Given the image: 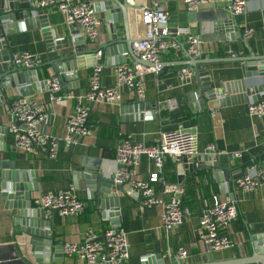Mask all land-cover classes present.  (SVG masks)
<instances>
[{
    "label": "crops",
    "instance_id": "obj_1",
    "mask_svg": "<svg viewBox=\"0 0 264 264\" xmlns=\"http://www.w3.org/2000/svg\"><path fill=\"white\" fill-rule=\"evenodd\" d=\"M73 1L91 3L101 20L98 41L89 43L90 48L96 49L106 45L110 40L111 30L115 27L103 7L110 0ZM155 1H159L161 7L169 12L172 29L189 27L203 39L200 59L218 60L264 55V0H245L246 12L235 19L227 14L223 5H209L200 12L190 13L186 10L184 0H134V5L139 8L129 11V21L132 36L136 41L145 34L141 9L151 6ZM96 5H101L102 12L96 10ZM43 17L57 38L67 37L69 25L62 13L54 8L43 12ZM228 18L231 20L225 21ZM32 19L35 20H32L31 24V20H18L20 28L8 35V42L13 54L27 51L43 57L44 62L38 68L40 82L37 85H25L24 88L29 89V95L25 97L37 102L48 115L42 125V131L61 138L65 135L68 120L74 114L75 101L67 100L59 105L51 102L48 81L59 74L57 68L50 65L52 58H49L50 53L39 16H32ZM116 29L122 38L123 25L116 24ZM225 29L234 30L226 34ZM245 29H253L255 33L248 41L238 34L239 30L243 33ZM184 48H187L186 45ZM184 48L179 52L166 53L162 57L164 70L159 75L148 74L145 77L144 99H137L124 87L121 89L119 103L95 105L89 118L92 135L82 137L79 144L73 147L61 144L56 158L47 154L32 155L22 152L16 148L12 135L1 133L11 122L10 105L14 99L22 96L16 89L7 91L11 99L10 105L0 106V176L2 172L11 173L12 165L17 171L34 174L33 181H36L38 187L37 191L30 194L34 210L41 209L34 203L42 195L66 191L71 186L74 187L78 199L86 206L84 212L78 216L55 215L51 230L57 244L82 243L89 231L102 236L104 231L114 227L115 219L128 233L130 259L125 264H145V260L158 255L162 256L164 264H211L253 257L257 258L256 263L248 264L264 262V253L258 250L264 249V185L253 192H243L236 185L241 177V170L245 174L250 164H260L264 161V117L249 116L251 98L245 102H233L230 106L219 104L222 97L215 101L205 99V107L202 108L198 96L201 81L195 75L192 80L183 83L179 77L184 68L180 64L188 57ZM73 52V48L60 51L64 55ZM101 52L102 57L98 59L96 56L95 59H101L104 65L103 85L111 87L115 84L116 66H109L104 50ZM132 62L128 57V64ZM204 69L210 73V85L216 91L226 83L246 79V67L241 62L208 64ZM73 70L74 67H71L69 74L74 73ZM92 70L93 66L78 69L77 81L68 79L61 93L67 95L71 92L75 96L85 94L90 86ZM258 80L264 82V78ZM168 99L176 101L175 109H162L164 101ZM178 128L197 133L198 154L187 164L184 171L179 170L183 159L176 162L167 158L161 175L163 180L155 189L158 197L165 200L162 193L165 184L182 185L185 189L184 206L191 210L192 217L167 234L162 224L163 205L145 208L141 195L130 187L123 186L124 191L115 193L118 197V207L115 208L118 216L103 218L102 211L97 209V203L91 200L86 181L78 177L79 173L100 171L106 178L111 179L118 168L117 150L124 137L131 135L135 141L151 146L159 143L162 133ZM211 144L221 152L217 162L223 170L217 171V175L213 174V168L206 166L207 156L215 158L212 154L208 155L207 147ZM237 152L243 153L241 159L231 157ZM213 160L215 162V159ZM227 169H232V172L227 173ZM154 171L153 162L147 157H142L136 179L147 181ZM214 196L223 202H234L238 209L237 220L224 231L233 246L222 252H213L200 239V217L205 209L212 206ZM7 205L0 181V264H44L35 260L33 238L21 231V227L16 224V211L9 209ZM182 248L189 254L186 260L178 261L168 257V250L176 253ZM54 255L55 252L53 259ZM53 264L78 263L64 258L63 262ZM151 264H161V260Z\"/></svg>",
    "mask_w": 264,
    "mask_h": 264
},
{
    "label": "built area",
    "instance_id": "obj_2",
    "mask_svg": "<svg viewBox=\"0 0 264 264\" xmlns=\"http://www.w3.org/2000/svg\"><path fill=\"white\" fill-rule=\"evenodd\" d=\"M134 4V0H127ZM186 10L197 13L209 5H223L227 14L235 19L246 12L245 0H184ZM37 11L32 12L33 17L39 11L46 12L57 9L66 18L69 26L77 25L87 37L89 43H96L99 38L101 20L93 5L88 2L75 3L73 0H39L34 4ZM141 22L144 27V37L134 43V51L140 61L145 64H123L114 68L115 84L106 87L102 82L104 65L95 63L90 78V86L87 92L81 96L73 93L63 95L61 79L59 76L48 81V91L53 104H62L67 100L75 101L73 116L66 124V132L63 137L46 134L42 131V125L48 118L43 109L27 97L19 96L10 105L11 122L8 127L9 134L13 136L18 150L27 154H47L56 158L61 144L73 147L79 144L82 137L92 135L89 124L92 109L97 104L115 105L121 100V89L128 88L137 99H144L145 77L148 74L159 75L164 70L162 57L169 52H179L184 45L187 56L200 59L203 39L194 34L189 27L171 28L170 14L164 10L159 1L151 6L141 9ZM253 29H245L243 38L250 40L254 37ZM103 53L99 51L96 56L101 58ZM95 56V57H96ZM101 60V59H100ZM15 66L25 70H36L42 66L44 59L30 52H16L12 56ZM195 76L193 69L184 67L180 74V80L186 83ZM177 106L176 101L168 99L164 101L163 110H173ZM250 117H264V100L252 103L248 107ZM207 151L218 158L221 152L213 144L207 147ZM198 154V135L194 131L178 128L164 132L159 143L147 146L137 142L131 135L124 137L117 150V165L112 179L116 185L128 186L132 191H138L142 197L143 207L151 209L156 205H163L162 224L167 234L182 226L192 217V212L184 206L185 189L180 184H165L163 195L165 200L158 197L156 185L163 179L165 160L180 161L184 156L193 157ZM142 157H147L153 162L155 171L150 174L147 181L136 179ZM233 159H241L243 153L237 152L231 155ZM237 188L243 192H253L264 185V161L260 164L252 163L247 167V172L237 180ZM35 206L45 211L47 220L55 213L60 217L78 216L85 210V204L81 202L73 186L66 191L50 192L35 200ZM238 218V209L234 202L221 201L214 196L212 206L205 209L200 217V239L210 247L213 252H222L230 249L233 242L224 235L231 223ZM125 229L111 227L100 236L89 231L82 243H65L63 245L64 258L78 264H125L130 259V243ZM104 237V238H102ZM170 259L178 261L189 257L185 249H179L176 253L168 250Z\"/></svg>",
    "mask_w": 264,
    "mask_h": 264
},
{
    "label": "water",
    "instance_id": "obj_3",
    "mask_svg": "<svg viewBox=\"0 0 264 264\" xmlns=\"http://www.w3.org/2000/svg\"><path fill=\"white\" fill-rule=\"evenodd\" d=\"M38 1L39 0H0V106L10 105L11 99L8 97V90L16 89L25 97L29 95V89L24 88V86L32 83L37 85L38 82H40L38 78V69L25 70L13 64V53L10 50L8 42V35L13 34L15 30L18 31L20 28V26H18V20H28L29 22L31 20L30 24L33 23L32 20L35 19H32V12L37 11L34 4ZM103 7L109 21L115 24V27L111 30L109 42L96 49L90 48L87 37L77 25L69 26L67 37L57 38L56 34L52 33L48 22H46V18L43 17V12H38L42 33L50 53L49 58H52L50 65L57 68L62 87L65 86V82L68 79L77 81L79 77L77 73L78 69L89 68L90 66H94L96 62H102V60L96 61L95 59L96 54L101 50H104V55L105 58L108 59L109 66L128 64V57L132 59V64H145L140 61L134 51L133 46L136 40L132 36L129 21V11L138 9L139 7L128 3L127 0H110V2ZM95 8L98 12H102L101 5H96ZM228 20L231 19L228 18L225 21ZM118 23L123 25L124 36L122 38L119 37L118 30L116 29V24ZM232 30L234 29H225L224 31L227 34V32L230 33ZM238 34L242 38L243 33H241L240 30ZM228 37H230V35ZM69 48H73L74 52L70 54L66 53L65 55L60 53V51ZM225 62L244 63L247 71L246 79L237 81L236 83H226L223 88L216 91L211 88L209 79L210 73L204 69V66ZM180 65L193 69L197 79L201 81V90L198 96L202 108L205 107V99H208V101H215L218 97H222L219 101L221 106H230L233 102L235 103L238 101L245 102V100H249L250 98L252 99V103H258L264 100V82L258 80L264 78V55L259 57L250 55L218 60L194 59L188 56L187 60L183 61ZM71 67H74L72 71L74 73L69 74ZM157 108L160 110L159 105H157ZM1 133L8 135V128H4ZM209 154L211 153H208V155ZM195 158V156H184L182 158L184 166H180L179 170L184 171L187 164H190V161ZM213 159H215V162H213ZM205 160L207 162L206 166L214 169V175H217V171L223 170V167L217 162L218 160L216 157L212 158V156H207ZM6 169H8V167ZM10 171L12 172L1 173L0 181L2 195L7 199V206L9 209L16 211L15 216L18 219L15 220L16 224L21 227V231L33 238L32 245L34 248L33 256L35 260L38 263L44 264L63 262V244H57L54 241L51 230L55 221V213L50 220H47L43 209L38 211L34 210L32 207L30 194L38 190L36 181H33L34 174L17 171L14 165L11 166ZM226 172L231 173L232 169H227ZM79 174L80 175L77 176L86 181L91 200L97 203V209L102 211V217L113 218L118 216V213L115 212V208L117 209L118 207V197L115 193L124 191L123 186L116 185L112 178H106L100 171H86ZM243 175L244 172L241 170V176ZM136 193L139 194L138 191H136ZM113 226L117 228L121 227L120 223L115 219L113 221ZM254 241H256L255 238ZM258 250L264 253V249ZM54 252L55 255L53 259ZM157 260H161V264L165 262L162 256L158 255L152 259L145 260V264H151ZM256 260L257 258L253 257L245 260H231L211 264H248L256 263ZM260 263L264 264V262Z\"/></svg>",
    "mask_w": 264,
    "mask_h": 264
}]
</instances>
